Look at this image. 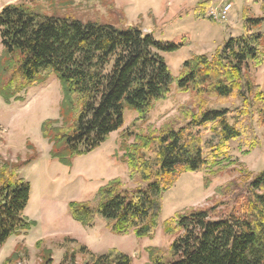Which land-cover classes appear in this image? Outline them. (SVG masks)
I'll return each instance as SVG.
<instances>
[{
    "label": "trees",
    "instance_id": "1",
    "mask_svg": "<svg viewBox=\"0 0 264 264\" xmlns=\"http://www.w3.org/2000/svg\"><path fill=\"white\" fill-rule=\"evenodd\" d=\"M39 2L22 0L0 13V98L7 104L24 101L23 93L55 75L63 94L60 118L46 121L42 134L52 158L71 167L76 158L95 151L123 129L125 110L145 118L168 99L175 79L163 54L182 45L158 41L140 27L49 16ZM256 3L262 5L263 16L246 10L244 36L229 39L212 56L194 55L184 63L177 91L195 94L198 113L178 129L166 125L135 135L124 131L120 150L135 188L128 190L115 178L91 200L70 202L76 222L93 227L101 220L114 234L153 239L164 194L183 174L208 169L216 175L234 164L230 144L243 135L244 121L258 116L264 122V87L251 72L264 67V0ZM212 102L236 107L217 109ZM201 130L211 132L214 139L205 141ZM32 160H5L0 166V248L35 225L25 216L31 185L19 173ZM238 173L241 190L220 189L228 201L191 208L164 224L166 234L177 236L170 256L151 249L148 264H264V170L254 175L241 168ZM221 206L230 208L222 213ZM20 249L5 264H12ZM80 252L82 264H133L116 249L103 255L86 247ZM43 256L52 264L49 254ZM61 264H78L76 255L66 253Z\"/></svg>",
    "mask_w": 264,
    "mask_h": 264
},
{
    "label": "rangeland",
    "instance_id": "2",
    "mask_svg": "<svg viewBox=\"0 0 264 264\" xmlns=\"http://www.w3.org/2000/svg\"><path fill=\"white\" fill-rule=\"evenodd\" d=\"M22 0H0L2 9ZM40 0L49 16L70 17L83 23L112 25L118 28L140 27L144 35H153L158 41L182 47L163 54L175 83L168 99L159 102L142 118L135 110H125V126L111 135L95 151L78 157L71 167L53 159L51 146L43 138L42 126L46 121L60 118L63 94L59 79L53 75L46 83L32 86L23 93L24 101L5 103L0 98V166L3 162L31 163L20 170L24 181L31 185V197L25 216L35 225L21 236L11 237L0 248V264L21 249L12 264H46L43 255L49 254L52 264H61L66 253L76 255L82 264V247L96 255L118 250L133 259V264H148L151 249L161 250L167 258L177 236L165 233L164 224L191 208H211L217 202L228 201L220 189L238 186V170L245 168L254 175L264 170V122L258 116L243 123V135L230 144L234 164L216 175L208 169L183 174L174 187L163 197L159 227L153 239L138 238L134 233H112L98 220L93 227L76 222L69 211L70 202L91 200L110 180L120 178L124 187L132 190L134 179L120 150L124 131L141 134L149 128L166 125L178 129L186 126L191 114L198 113L199 102L193 93H179L176 80L183 65L194 55L212 56L229 39L245 34L244 14L249 10L263 16L262 5L256 0ZM210 2L208 7L203 3ZM68 3V4H67ZM232 4L225 20L214 21L209 7ZM264 32V27L262 28ZM3 51L0 30V56ZM255 82L264 87V67L251 68ZM217 109H232L231 104L212 102ZM145 119V120H141ZM205 141L214 139L211 132L201 130ZM132 138V142L135 140ZM29 144L32 148H29ZM211 183L207 184L206 180ZM233 204V203H232ZM230 202V205H232ZM230 206H221L227 213ZM41 242L39 246L37 244Z\"/></svg>",
    "mask_w": 264,
    "mask_h": 264
},
{
    "label": "built area",
    "instance_id": "3",
    "mask_svg": "<svg viewBox=\"0 0 264 264\" xmlns=\"http://www.w3.org/2000/svg\"><path fill=\"white\" fill-rule=\"evenodd\" d=\"M232 9V4H223L220 7H209L208 12L210 14V17L218 22V21H222L225 20L226 15L228 14V12Z\"/></svg>",
    "mask_w": 264,
    "mask_h": 264
}]
</instances>
